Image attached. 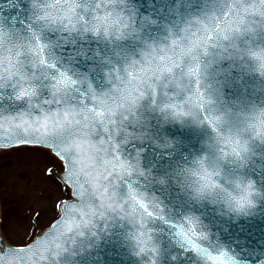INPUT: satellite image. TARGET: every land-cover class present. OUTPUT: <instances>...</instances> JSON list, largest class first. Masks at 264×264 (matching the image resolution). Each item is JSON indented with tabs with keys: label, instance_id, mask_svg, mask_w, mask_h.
<instances>
[{
	"label": "water",
	"instance_id": "obj_1",
	"mask_svg": "<svg viewBox=\"0 0 264 264\" xmlns=\"http://www.w3.org/2000/svg\"><path fill=\"white\" fill-rule=\"evenodd\" d=\"M218 2L122 0L120 8L128 29L117 36L94 34L84 26L66 28L62 25L61 21L69 15L65 5L71 6L72 0H0V31L26 41L38 36L46 45L48 64L33 66L31 57H25V68L37 91V100L32 101L35 105L51 98L53 77L61 71L77 81L69 90L70 96L86 92L89 84L97 92L110 90L114 83L113 68L122 69L130 60L139 59L149 45L166 43L170 32H178L192 14ZM80 3L84 6L81 12L87 17L96 0H80ZM43 11L50 14L51 22L40 19ZM249 40L264 44V29L257 27L254 37L248 34L237 37L236 48L213 46L211 52L205 54L207 86H215L225 102L264 104V74L254 69L250 59L235 54ZM3 55V49H0V56ZM18 86L12 80L4 81L0 86V120L21 114L25 119H35L46 110L31 106L27 97L17 99ZM116 121L111 132L116 149L113 155L122 163L128 162L130 170L120 174L117 166L111 186L117 201L127 203L126 198L136 191L160 208L161 215L145 221L152 231L156 254L139 250L135 237L141 225L136 217L118 208L104 210L103 215L92 217L91 224L80 233H69L62 222L69 215L64 203L69 209H76L68 221L73 227L80 223L81 212L90 209L75 194L77 187L68 182L74 200L64 202L62 216L27 246L56 237L55 243L63 249L55 255L45 253L47 258H37L36 264H208V253L220 248H226L229 254L238 257L235 264H264V163H257L250 157L230 167L231 172L253 180L257 186L255 203L245 211H235L223 200L193 195L182 172L193 157L207 151L211 129L166 114L152 103L150 95L118 114ZM106 135L98 128L92 139L98 143ZM107 159L112 160L113 156ZM66 168L65 163V173ZM88 202L99 207L96 197H91ZM187 217L194 218L207 232L201 239V251H193L178 231ZM37 229L41 228H34L33 236ZM61 231L63 236L59 235ZM4 246L0 256L5 257L6 264H34L30 254L9 255V248L15 247Z\"/></svg>",
	"mask_w": 264,
	"mask_h": 264
},
{
	"label": "clouds",
	"instance_id": "obj_2",
	"mask_svg": "<svg viewBox=\"0 0 264 264\" xmlns=\"http://www.w3.org/2000/svg\"><path fill=\"white\" fill-rule=\"evenodd\" d=\"M83 7L80 0H72V20L76 26L87 27L94 34L117 36L128 29L127 19L123 24L119 20L118 14L122 13L120 0H96L87 17L81 12ZM45 15L42 12L41 17ZM64 22L68 23L67 18ZM109 24H115L117 30L109 28ZM257 27L264 29V0H219L192 14L178 32H170L166 43L149 45L139 59L130 60L122 69L111 70L114 77L118 73L119 79L125 83L135 80L142 84L144 77L137 73L143 65L148 70L146 75L151 81L150 90L140 87L135 104L150 95L152 103L166 114L177 120L187 119L204 124L211 129V136L206 142L207 151L193 157L182 172L193 195L223 200L235 211H245L255 203L257 186L253 180L231 172L230 167L250 157L257 163H264V104L245 102L237 105L233 101H223L215 86H207L205 54L210 53L213 46L236 48V38L245 34L254 37ZM41 45L45 47L41 49ZM0 49L4 52L0 63L4 64L2 71L6 76H29L25 68L26 55L31 57L33 66L40 65L41 55L48 61L46 45L40 38L26 41L0 32ZM235 54L250 59L254 69L264 74V44L249 40ZM9 60L11 63H8ZM126 201L116 200L122 206L118 209L136 217L141 225L135 237L139 250L155 255L157 247L145 221L154 215H161L160 208L136 191ZM141 202L147 206L146 209L141 207ZM57 208H60L59 204ZM149 212L152 215H148ZM178 231L184 239L185 236L191 239L197 248H201V239L207 236V232L192 217L185 218ZM207 259L208 264H232L238 257L229 254L226 248H220L209 252Z\"/></svg>",
	"mask_w": 264,
	"mask_h": 264
},
{
	"label": "snow or ice",
	"instance_id": "obj_3",
	"mask_svg": "<svg viewBox=\"0 0 264 264\" xmlns=\"http://www.w3.org/2000/svg\"><path fill=\"white\" fill-rule=\"evenodd\" d=\"M41 7L44 9L45 5H41ZM65 8L69 11V15L65 17L68 23L61 21V24L66 28H75L76 24L73 22L71 14L72 5H65ZM43 12L47 15L40 17V19L51 22L52 17L50 14L47 11ZM118 16L120 23H125L126 18L124 15L120 13ZM80 19H83V17ZM108 27L113 31L117 30L115 24H109ZM86 29L88 28L86 27ZM36 38L39 39L38 36ZM40 47L43 49L45 46L41 45ZM8 63H11V61L9 60ZM48 63L45 57L41 55L40 65ZM50 66L55 67L54 64ZM0 68H4L3 63H0ZM147 71L141 65V69L137 73L144 77L142 84L135 80L125 83L119 79L117 73L113 83L115 87L110 90L97 92L89 84L86 92L71 96L69 90L77 84V81L66 72L61 71L53 77L51 98L43 99L41 103L35 105H32V101L37 100L35 99L37 91L30 82L32 79L30 76L23 74L6 76L3 71H0V86L3 85L4 81L12 80L14 84L19 85L17 88L19 91H16L17 99L27 97L31 106L42 110L46 108L43 114L35 119H25L24 114H21L0 120V148H8L13 145L45 146L47 149H51L56 157L66 163V173H62V178L77 187L75 194L81 197L85 201V207L90 209L87 212H81L80 223L75 224L73 227L68 225V221L71 215L76 212V209H69L68 204L64 203V208L69 215L62 222L65 223L69 233L73 231L80 233L81 229L91 224L92 217L97 214L103 215L104 210L122 207L115 200L117 194L112 189L111 178L116 174L115 169L117 166L121 170L120 174L130 169L125 163L116 160L113 155L116 149L111 132L117 123V115L125 109H130L135 104L139 95L138 89L143 87L150 90L149 84L151 81L146 75ZM98 128H102L103 132L108 135L102 136L103 139H99L97 143L94 142L92 137ZM74 137H80V139ZM106 144L107 147H105ZM108 156H113V159H107ZM45 174L55 175L51 167L45 169ZM91 197L98 198L99 207H93L88 202ZM60 203L58 202L59 205ZM141 207L147 208L142 202ZM148 215H152V213L149 212ZM59 235L63 236L64 233L61 231ZM55 240L56 237H53L52 240L37 242L31 247H10L8 254H30L33 257L34 264H36L37 258L40 260L47 258L45 253L50 252L55 255L63 249V246L56 244ZM185 240L192 249L201 251V248H197V245L187 236H185ZM229 259L231 260V257ZM0 264H6L5 257L0 256ZM232 264H235L234 260Z\"/></svg>",
	"mask_w": 264,
	"mask_h": 264
},
{
	"label": "rangeland",
	"instance_id": "obj_4",
	"mask_svg": "<svg viewBox=\"0 0 264 264\" xmlns=\"http://www.w3.org/2000/svg\"><path fill=\"white\" fill-rule=\"evenodd\" d=\"M22 148L0 151V233L15 245L25 244L34 228L55 218L59 199L69 195L56 178L60 161L44 148ZM47 167L54 176L45 174Z\"/></svg>",
	"mask_w": 264,
	"mask_h": 264
},
{
	"label": "bare ground",
	"instance_id": "obj_5",
	"mask_svg": "<svg viewBox=\"0 0 264 264\" xmlns=\"http://www.w3.org/2000/svg\"><path fill=\"white\" fill-rule=\"evenodd\" d=\"M13 149H18V148H13ZM24 148H22L21 150H23ZM31 152H33V151H31ZM42 158H43V155L41 156Z\"/></svg>",
	"mask_w": 264,
	"mask_h": 264
}]
</instances>
